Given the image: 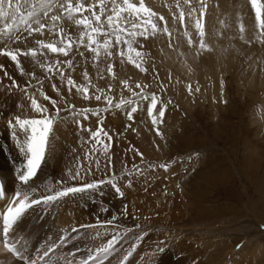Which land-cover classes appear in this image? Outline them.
I'll list each match as a JSON object with an SVG mask.
<instances>
[{
	"label": "rangeland",
	"instance_id": "obj_1",
	"mask_svg": "<svg viewBox=\"0 0 264 264\" xmlns=\"http://www.w3.org/2000/svg\"><path fill=\"white\" fill-rule=\"evenodd\" d=\"M89 1L85 0L86 3ZM145 3L150 7L148 2ZM4 23L5 21L0 20V27H3ZM13 44L11 47L16 48L17 44ZM19 46L28 48V45L22 43ZM22 57L20 60L24 69L23 75L15 62L0 55V65L4 66V69L0 70V88L7 87L13 92L25 94L23 88L30 84L32 86L28 87V94H25L27 98L32 95L36 98V92H44L48 97L56 100V107L62 110L67 109L69 105H74L77 111L84 108L103 110L106 107L103 96L100 101L94 99V95L99 94L96 92L95 80L91 79L92 85H95L94 88L90 87L89 95L93 97L90 99L91 105L77 103V100L76 103L70 104L64 100V95L56 90L57 81L54 80V76L58 74H50L40 67L44 75L38 68L29 71L24 66ZM5 59L8 61L5 62ZM36 63L38 65V62ZM65 67L66 64L63 69ZM32 73H35V76H32ZM71 78L77 85L81 84L74 77ZM226 79L229 82V74ZM13 80L19 87H11ZM53 84L56 85V89H53ZM168 84L160 91L151 90L150 84L144 88L145 95L150 96L155 93L168 104L165 115L169 114L173 117L168 121L170 131L167 139L161 141V138H165L164 135L161 136L167 122L165 116L164 122L157 126L152 124V131L158 140L151 142L144 147L145 149L132 144L123 136L132 125H136L135 114L140 111L141 106L146 105L148 108L147 101L141 102L140 108L133 114V120L128 118V107L102 111L99 117L103 121L104 130L112 136L110 152L115 153V145L118 146V141L125 142V151L116 150V154L122 155L121 152H128L126 155L134 156L135 160L131 162V167L126 165L127 169L132 170L133 165H137L143 170L142 175L132 172L131 175L120 177L124 192L123 198L120 197L121 202L126 208L130 205L136 208L139 221L123 223L118 220L119 218L112 217L109 219L114 220L111 224L99 223L101 221L96 220L89 224L93 227L82 228L80 226L84 223H80L83 222L80 220L81 212L76 208L78 197L75 199L67 197L47 206H33L34 209H29L31 211L22 218L14 228V235L10 237L11 240L15 239L13 242H16L20 247L19 250L28 255L29 259H39L48 246L60 244L62 234L67 232L70 233L68 239L72 242L55 247L50 252L49 257L45 259L50 260L51 264H66L68 260H72V264H77L80 259L87 257L89 250L94 253L95 249L102 247L113 235L117 236L118 243L108 254L104 264H122L123 258L129 252L132 255L124 264H264V104L262 100L264 87L261 93L245 89L243 86H236V91L230 93L224 88V102L228 103L231 98L237 97L240 100L237 106L230 105L229 108L217 106L213 109L209 103H205L190 109L183 106L176 95L172 94ZM83 85L88 86V81ZM197 85L192 86L191 90H196ZM92 90L95 91L93 95ZM114 91L113 86L110 92L108 89L104 90L107 95L114 98V103L119 102L121 98L132 99V94L116 97L113 95ZM41 92L38 97L42 104L48 107L49 113L55 115L51 101L45 100ZM252 93L254 100L249 99ZM6 101V98L0 97V152H9L7 155H11L20 164L24 162L25 157L20 152H16L11 131L6 130L8 119L15 114L14 104ZM62 112L54 125L53 132L71 133L77 146L80 145L77 150L76 147V149L72 147L73 145L69 146L72 141L65 142V146H69L67 152L84 151L85 142L88 145H95L90 141L89 133L81 130L78 125L84 120L85 129L95 130L98 127L97 117L91 115L88 119L81 117L73 119L71 113ZM227 112H235L236 115L226 117L224 115L229 114ZM33 116L40 118L36 113ZM147 116L151 119L148 112ZM129 123L132 124L130 127H128ZM157 128L160 134L157 133ZM81 142L85 145L82 146ZM81 146L84 148L82 149ZM48 150L45 162H42L36 176L39 171L49 169ZM138 153H142V157ZM81 159L82 157L79 161ZM127 161L128 164L129 160ZM161 164L167 165V170L160 167ZM150 165L154 167H149ZM130 170H125L123 173L127 174ZM36 176L31 179L28 186L20 185L22 183L16 178L17 182L10 188H6V184L0 178L5 197L11 198L15 191H26L32 187L40 190ZM39 180H41L40 176ZM129 180L131 185L128 183ZM59 216L64 218L61 219ZM65 222L67 225L63 224ZM77 226L79 231L72 232L71 229ZM22 237L21 242H25L26 245L18 244V240ZM41 244H44V248H40L37 252L36 249ZM77 248L82 251L76 252L75 257L71 256L70 253ZM6 257L10 264H23L19 261L20 258L15 259L9 253Z\"/></svg>",
	"mask_w": 264,
	"mask_h": 264
},
{
	"label": "snow or ice",
	"instance_id": "obj_2",
	"mask_svg": "<svg viewBox=\"0 0 264 264\" xmlns=\"http://www.w3.org/2000/svg\"><path fill=\"white\" fill-rule=\"evenodd\" d=\"M193 0H183V3L188 5L189 11L187 17L193 22L194 28L197 30L199 36L198 53L203 50L211 51V47L205 41V16L207 14L208 3L207 0H196L197 7H192ZM251 8L254 10L255 27L264 36V0H248ZM179 9L178 15L173 13V18L177 19L184 27V35L188 37V44L192 45L194 41L191 38V33L187 31L185 21V11L180 4V0L176 3ZM71 21L74 25L82 27L78 37H73L63 27V20ZM0 20H4L3 27H0V55L10 58L15 62L19 68L20 73L24 74V69L21 66L20 57L46 56L47 53L61 55L65 58L73 54L76 49L81 57H85L84 51H79L84 48L91 54V61L98 67V75L101 79L103 76V69L99 68V62L104 60H111L115 55L119 56L123 62V58L127 57V61L135 65L141 72H147L148 69L144 67L147 63L145 56L147 53L143 52L144 45L139 43L140 38L148 40L150 37L156 36L158 33H165L169 37L172 32L169 30L167 21L164 16L154 12L151 7H148L145 0H0ZM7 21H10L7 22ZM158 22H164L163 27ZM48 32L57 39L46 41L45 39H36L35 44L38 47L28 48H12L11 44L26 43L30 37L39 35L43 37ZM245 27L241 22L239 24L240 38L244 39ZM26 33L27 35H24ZM220 33H217L219 35ZM169 46H172L171 44ZM87 63V57H85ZM67 65L69 68L73 65V59L60 60L49 63L45 61L40 63V67L46 69L50 74H58L61 80H64L63 66ZM4 66L0 65V70ZM74 70V69H73ZM107 72L115 78L112 64L108 65ZM8 73L5 70V76ZM35 76V73L31 74ZM158 75V74H157ZM84 79L88 81V86L83 84L77 85L76 82L68 76L67 86L69 92L75 87L78 92L83 95L85 100L92 99L89 95L90 87L92 85L91 79L87 70L84 71ZM124 88L132 94V99L121 98L119 102L114 103V98L107 95L103 89L96 88L99 94L94 95L96 101H100L102 96L105 100L106 107L101 110L99 108H84L79 111L74 105H69L67 109H60L56 107L57 101L48 97L46 93L41 92L45 100H50L55 108V115L49 113L48 107L38 102L34 95L29 96L30 107L33 112L39 114L40 118H22L17 114L7 121L6 127L10 129L12 137L19 145V152L24 155L25 160L17 168L18 179L24 186H28L33 177L36 176L38 169L45 159L46 152L50 144V137L54 129L55 123L59 120L62 111L72 114L73 119L81 117L88 119L91 115H95L98 120V127L93 130L91 128H84L83 121L79 122V127L83 131L89 133L90 141L95 144V148L88 154L86 158L91 156L93 152L101 151L105 157L108 158V167H111V158L108 155L111 148L112 136L104 130L103 121L99 117L103 112H108L113 108L123 109L128 107L127 112L129 120H133V114L138 111L142 101H147L149 106L147 108L148 115L151 117L153 126L162 123L165 116L168 104L158 97L155 93L150 96L144 94L145 86L137 83V92L133 90L128 80L121 81ZM32 85H25L23 91L27 95L28 87ZM11 87H19L13 80ZM56 89V85H52ZM191 92V85L188 86ZM58 91V89H57ZM108 91H111V85L108 86ZM197 91L199 89L197 88ZM159 105V106H158ZM131 125H128L130 127ZM157 133L159 129L157 128ZM138 152V150H135ZM142 157V153H138ZM96 165L95 172H99V165L101 161L97 158L93 161ZM149 167H154L150 165ZM160 167L167 170V165L161 164ZM83 169V171H81ZM132 172L143 174L137 165H133L129 173H121L123 175H131ZM94 170L91 164L81 163L75 169H69L65 178L55 181L53 185L46 186L43 192L36 188H31L26 191H15L14 196L10 202L6 203L5 210L0 214V241L7 247L8 251L12 252L16 257H19L23 264H51L49 257L50 252L55 247L71 243L68 239L70 233L65 232V235L60 238V244H53L48 246L39 256V259H29L28 255L20 251L16 242H10V237L14 235V228L17 226L25 213L36 205L47 206L57 201L70 197L75 199L78 196H84L89 192H96L102 189L104 185H110L116 195L123 198L124 192L120 184V176L115 174H107L104 178L88 180V177L93 176ZM131 185V180L128 181ZM3 185L0 184V194H3ZM125 211L127 208L125 206ZM104 212H110V209H104ZM114 220L101 221L99 223L111 224ZM82 228H90L93 225H81ZM79 229L73 228L72 232H78ZM99 235V233H98ZM76 239V237H73ZM118 243L117 236L113 235L102 247L95 249L93 253L89 250L86 258L80 259L77 264H104L108 259V254L115 248ZM47 244V241H45ZM44 248L41 244L36 251ZM82 251L77 248L70 253L75 257L76 252ZM161 251H163L161 249ZM132 255L129 252L122 261V264L128 260ZM66 264H72V260H68Z\"/></svg>",
	"mask_w": 264,
	"mask_h": 264
},
{
	"label": "bare ground",
	"instance_id": "obj_3",
	"mask_svg": "<svg viewBox=\"0 0 264 264\" xmlns=\"http://www.w3.org/2000/svg\"><path fill=\"white\" fill-rule=\"evenodd\" d=\"M145 1L149 3V6L153 9L154 12L164 16L165 21H167L169 30L172 32L171 37H169L165 33H158L156 36L150 37L146 41L140 38L139 43H142L144 45L142 51L147 53V55L145 56V60L147 61V63L144 65V67L148 69L147 72H141L138 68L135 67V65L127 61V57H124L122 62L121 58L114 54L111 60H104L102 58L99 62V68L104 70L101 74L103 76V79H101L98 75L97 65L93 64L91 61V54L88 53L84 48H80L79 51H84L85 57H87V63L85 62V57H81L76 49H74V56L73 54H70L67 58L61 55L52 54L50 52L47 53L46 56L38 55L36 58L23 56L21 59L24 58V66H26L28 70L31 71L36 70L37 68L40 69V63H44L45 61L51 63L56 59H60L62 61L65 59H73L72 67L69 68L66 65V67L63 69L64 80L62 81L61 78H58L59 75H55L54 80L57 81L56 85L59 94L64 95L63 98L67 103H76L77 100V103L86 106L91 105L90 99L85 100L83 98V95L78 92L75 87L71 92H69L67 86L68 76L74 77L81 84L86 83L87 81L84 79L85 69L87 70L90 79L95 80L97 88L106 90L108 89L109 85L115 87L113 95L116 97H125L131 94V92H129L122 85V80H128L129 84L135 91L139 90L135 88V85L137 83L141 84L142 86H147L150 84V89L153 91L163 90L168 83H171L168 84V87L171 88L172 94L176 95L183 106H187L190 109H194L197 106L200 107L205 103H209V106L213 109L217 108V106L229 108L231 107L230 105H239L238 103L240 100L237 97L231 98V101L228 103L224 102V88L229 90L230 93L236 91V86H243L245 89H252L261 93V90L264 87V36H260V33L255 27L254 10L251 8L248 0H207V14L204 18V27L206 32L205 41L210 45L212 50H203L199 53V36L197 30L194 28L193 22L187 17L189 7L188 5L183 3V0H180V4L185 11L184 24L187 25V31L191 33V38L194 41L192 45L188 44V37L183 34L184 27L177 19L173 18V13H176L178 15L179 12V9H177L176 7L177 0ZM192 7L198 8L196 0H193ZM241 22L245 27L243 40L240 38L239 33V24ZM158 23L161 27H163L164 22ZM62 24L65 30L74 38L78 37L80 31L83 30L82 27H78L71 21H68L66 19L62 21ZM217 33L220 34L217 35ZM36 39H45L46 41H49L57 39V37L52 36L50 33L46 32L43 37L35 35L34 37H30L28 39V44H22L28 45L27 47H31L32 45L36 46ZM170 44L172 46H169ZM16 46L20 47L19 44H17ZM7 61L8 60L5 59V62ZM35 61L38 62V65ZM109 64H112L113 66L115 78H113L111 74L107 72ZM39 72H42L41 69ZM227 74H229L230 76L229 82L226 79ZM224 81L226 83H224ZM195 84H198L197 88L199 89V91H197L196 89L189 92L188 86L191 85L192 87ZM40 92L41 91L36 92L35 97L37 96L36 99L42 104L41 100L38 97L40 95ZM254 93L250 95V100H254ZM93 94H95L94 90H92V95ZM0 97H4L8 102H12L14 104L13 111H15V114L12 115V117L19 114L22 118H36L35 116H33L35 113L30 107V100H28L27 96L24 93L13 92L11 88L8 89L7 87H5L0 88ZM262 100L264 104V98H262ZM2 101L3 100H1V102ZM146 108V105L141 106L140 111L135 114L136 125L131 124L132 126L129 128V130L127 132H124L123 134V136L127 138L126 140H130L129 142L139 146L140 148L147 147L151 142L158 140L156 134L152 131V121L147 116ZM228 115L234 116L236 115V113L230 112L229 114H226L224 116L227 117ZM122 117L120 118L122 119ZM165 117L167 119V122H165L166 126L163 127L164 129L161 134V136L164 135L165 138H161V141L162 139H167V135L170 131L168 121H170L173 116L166 114ZM1 128L3 129V126ZM6 130L10 131V129L7 127ZM76 132L78 133L79 131L77 130ZM70 134L60 131H55L51 134L47 156L49 169L42 172L39 171L38 175L36 176V178L38 179L40 192H43L46 186H51L55 181H59L60 179L65 178L69 169H75L81 163L92 165L95 174L88 177V180L91 181L92 179L104 178L106 173L115 174L121 177V173H123L125 170H130L127 169L126 165H129V167H131V162H134L135 160L134 156L126 155L128 152H121L123 156L116 154V150L125 151V142L121 143L120 141H118V146L115 145V153L109 152L108 154L111 158V167H108V158L105 157L101 151L93 152L91 156H88L86 158V154L90 153L92 149L96 147L95 145H88L86 142L85 145L81 142L82 146L85 145V148L81 146L82 149L84 148V151H75L76 148L78 150L80 145L77 146L74 139H72V135ZM12 141L16 152H19V145L17 144V141L15 139H13ZM67 141H72L71 143H69V146L73 145V148L76 147L74 149L75 152H67L69 150V146H65V142ZM70 151H73V149H70ZM7 153L9 152H0V178H2V180L6 184L5 187L10 188L17 182V168H19L22 163L19 164L17 160L13 159L11 155L8 156ZM146 153L153 154L154 152ZM81 157L82 159L81 161H79V158ZM97 158L101 161L99 165V172H95L96 165L95 163H93V161ZM124 160L126 162H123ZM127 160H129L128 164ZM81 171H83V169H81ZM39 176L41 180H39ZM121 179L122 178H120V182L122 181ZM36 183L37 182H35V185ZM4 197L5 190L3 194H0V214L4 212L6 203L10 202L12 199V197ZM76 208L81 212L82 219L80 220H83V222L80 223H84V225L94 223L96 220L107 221V219L109 220L112 217L119 218L118 220L123 223H135L139 221L136 208L130 205L127 208V211H125V206L121 202V198L116 195L113 191V188L107 184L102 186L101 190H98L96 192H89L82 197L78 196ZM104 209H110V212H104ZM30 211L31 210L27 211L25 215ZM63 224H66V222ZM76 228L79 229L78 226ZM62 235L64 236L65 232ZM14 240L10 239V242H13ZM22 240L23 237L22 239L18 240V244L26 245L25 242H21ZM0 245V264H10V261H8L6 257L8 253L11 254L15 259L19 258L16 257L12 252L8 251L7 247L2 241H0ZM16 246L18 249H20L18 245ZM29 250L31 249L29 248ZM166 262L167 261H165V263Z\"/></svg>",
	"mask_w": 264,
	"mask_h": 264
}]
</instances>
